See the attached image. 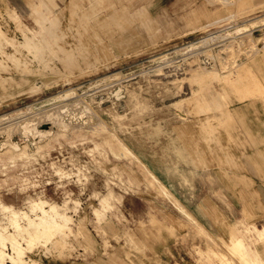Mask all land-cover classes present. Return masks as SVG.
I'll return each instance as SVG.
<instances>
[{
  "label": "rangeland",
  "instance_id": "374dc122",
  "mask_svg": "<svg viewBox=\"0 0 264 264\" xmlns=\"http://www.w3.org/2000/svg\"><path fill=\"white\" fill-rule=\"evenodd\" d=\"M0 30L4 253L21 251V264H264V172L201 167L177 132L200 122L223 155L231 109H264V0H0ZM242 142L264 162V138ZM38 199L58 213L27 247L16 231L37 219ZM14 212L27 216L9 222Z\"/></svg>",
  "mask_w": 264,
  "mask_h": 264
},
{
  "label": "crops",
  "instance_id": "0c3cea01",
  "mask_svg": "<svg viewBox=\"0 0 264 264\" xmlns=\"http://www.w3.org/2000/svg\"><path fill=\"white\" fill-rule=\"evenodd\" d=\"M210 73L211 72L195 70L194 73L189 75V78H200L211 75ZM130 104H127V106H130ZM263 110L262 105L259 103L236 105L231 109L230 113L233 116L234 123L229 125L226 131L219 133L217 136V140L220 142L219 148L224 151L223 155L219 153L218 148L214 146V144H210L211 142L209 141L210 138L208 135L210 131L207 132L201 128L200 122L197 123V126L191 128H180L177 132L182 140H184L183 142L186 144V148L195 156L196 164L201 167L222 161L231 167H247L254 172H264L262 170V168H264V162L260 161L259 157L250 151V147L242 142V139L246 138L249 139L250 145H255L259 139L264 138ZM131 116L133 117L134 114L132 113ZM228 140L232 144H230ZM125 151L127 152V150ZM239 152H247L246 157L240 159L237 155ZM128 154L131 156V153ZM178 158L181 160V155H179ZM115 167L118 166L116 165L113 168ZM181 211L186 214L184 210ZM258 231L260 232V230Z\"/></svg>",
  "mask_w": 264,
  "mask_h": 264
},
{
  "label": "bare ground",
  "instance_id": "6f19581e",
  "mask_svg": "<svg viewBox=\"0 0 264 264\" xmlns=\"http://www.w3.org/2000/svg\"><path fill=\"white\" fill-rule=\"evenodd\" d=\"M86 11V10H85ZM66 24V23H65ZM251 24V23H250ZM248 26V25H247ZM250 32V31H249ZM0 34L2 35V32H1V30H0ZM246 34V33H245ZM245 34H243V35H245ZM249 34V33H248ZM242 35V34H241ZM210 38V37H209ZM212 39V38H211ZM211 45V44H210ZM192 49V48H191ZM190 48L189 49H187L186 51H190L191 50ZM252 51V50H251ZM255 51V50H254ZM191 53V52H190ZM254 53V52H253ZM201 54V53H200ZM243 54V53H242ZM204 55H206L207 56V53L206 54H204ZM194 60L195 61H197L198 60V54H196L195 56H194ZM78 61V60H77ZM227 64V63H226ZM157 69H160V68H157ZM157 72H159V70L157 71ZM112 80V79H111ZM65 84V83H64ZM47 87V86H46ZM121 91V90H120ZM56 109V108H55ZM56 111V110H55ZM58 111V110H57ZM64 112V111H63ZM263 112H264V110H263ZM51 113V112H50ZM50 115V114H49ZM56 115V114H55ZM60 116V115H59ZM23 117V116H22ZM53 117H54V115H53ZM61 117V116H60ZM57 118V117H56ZM12 120V119H11ZM14 120V119H13ZM13 120H12V122H13ZM57 120H59V119H57ZM10 121V120H9ZM24 121V120H23ZM27 121V120H26ZM26 121L25 122H22V121H19V126H22V128H23V130H24V132L27 134V135H31V133H34V132H32L31 131V128H30V123H26ZM52 121V120H51ZM54 122V121H53ZM7 123H8V121H7ZM62 124V123H61ZM3 125V124H2ZM59 126V125H58ZM31 127H32V124H31ZM17 128V127H16ZM33 128V127H32ZM34 129V128H33ZM235 130V129H234ZM34 131H35V129H34ZM38 132V131H37ZM20 133H22L21 131H20ZM25 134H23V137H25L24 136ZM234 135V134H233ZM31 137V136H30ZM234 137V136H233ZM236 137V136H235ZM237 139V138H236ZM184 141V140H183ZM238 143V142H237ZM242 143V142H241ZM245 144V143H244ZM235 145V144H234ZM228 146V145H227ZM226 146V147H227ZM187 147V146H186ZM228 149V148H227ZM243 149V148H242ZM245 149V148H244ZM123 150H125V149H123ZM229 150V149H228ZM247 150V149H246ZM240 151V150H239ZM244 151V150H243ZM248 151V150H247ZM27 152V151H26ZM33 156V155H32ZM231 156V155H230ZM25 157V156H24ZM23 160V159H22ZM193 165V164H192ZM187 183V182H186ZM164 188V187H163ZM30 197V196H29ZM37 198V197H36ZM27 200V199H26ZM45 200V199H44ZM44 200H42V199H38V200H36V201H30L29 203H30V210L29 211H32V212H34V211H39V214L38 215H36L37 217V219H33V220H31V219H29L28 218V220H26L27 221V227L25 228H23V227H20V230H18V231H16V233H17V235H22V234H27V240H26V242H27V247L33 242V241H35L36 239H37V236H42V235H45V234H47L48 233V229H50V228H52L54 225L53 224H51V223H49V224H45L44 222L45 221H47L49 218H53L54 217V214L56 215L58 212H57V206H55V205H49V208L47 209V210H45V207H44V209H43V205H45V204H47V202H45ZM176 202V201H175ZM3 207H5L4 205H0V208H2L3 209ZM11 208V207H10ZM27 210V209H26ZM28 211V212H29ZM22 212V211H21ZM185 212V211H184ZM27 214H29V213H27ZM191 214V213H190ZM24 215H26L25 213L24 214H19V213H16V212H14V213H12L11 215H10V217H9V222L11 221L12 222V220H20V219H24L26 216H24ZM58 215H60V214H58ZM57 217H59V216H57ZM8 219V218H7ZM27 219V218H26ZM16 220H15V222H16ZM25 221V222H26ZM10 224V223H9ZM4 225H6V224H4ZM8 225V224H7ZM2 227V226H1ZM12 227H14V229H15V226H13L12 225ZM17 228V227H16ZM230 229V228H229ZM232 232V231H231ZM245 233V232H244ZM1 237V236H0ZM9 237V236H8ZM47 237H48V235H47ZM203 237V236H202ZM204 238V237H203ZM230 238V237H229ZM11 239H13V238H11ZM48 239V238H47ZM51 240V239H50ZM241 240V239H240ZM10 241V240H9ZM14 241V240H13ZM243 241V240H242ZM33 243H35V242H33ZM49 243V242H48ZM235 243H237L238 245H236V249H241L242 248V245L239 243V241H237V242H235ZM52 247V246H51ZM246 247V246H245ZM220 248V247H219ZM229 249H231L230 247H229ZM24 250H26V249H24ZM27 251V250H26ZM238 251V250H237ZM22 252L21 251H18V250H16V251H13V253H12V255L11 256H8L6 253H4L3 252V250L2 249H0V264H21V263H25V261L23 260V256H22ZM255 261H256V259H255ZM234 263V262H233ZM252 263V262H251ZM253 263H254V261H253ZM236 264V263H235Z\"/></svg>",
  "mask_w": 264,
  "mask_h": 264
}]
</instances>
